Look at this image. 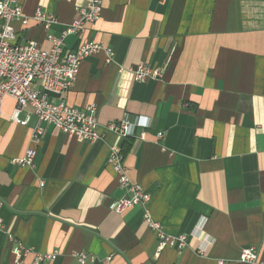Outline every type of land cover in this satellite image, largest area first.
I'll return each mask as SVG.
<instances>
[{
	"label": "crops",
	"instance_id": "obj_1",
	"mask_svg": "<svg viewBox=\"0 0 264 264\" xmlns=\"http://www.w3.org/2000/svg\"><path fill=\"white\" fill-rule=\"evenodd\" d=\"M90 1L20 5L28 18L53 15L57 36ZM13 26L18 44L48 47L41 24ZM89 41L102 49L81 62L64 100L97 109L100 140L79 143L40 125L34 167H23L17 161L38 121L31 113L26 126L11 122L15 102L4 100L0 264L14 262V249L30 251L26 264L52 253L49 264H81V254L84 264H246L240 253L251 246L264 264V0H102L99 20L67 36L63 50ZM141 64L159 67L162 77L135 82ZM125 119L146 126L128 138L106 130ZM111 147L149 195L146 207L112 212L130 194L107 163ZM146 210L167 236L184 235L185 249L160 247Z\"/></svg>",
	"mask_w": 264,
	"mask_h": 264
},
{
	"label": "built area",
	"instance_id": "obj_2",
	"mask_svg": "<svg viewBox=\"0 0 264 264\" xmlns=\"http://www.w3.org/2000/svg\"><path fill=\"white\" fill-rule=\"evenodd\" d=\"M21 6L20 0H0V119L3 117V103L7 97L15 102L9 117L11 122L26 126L31 113L36 117L38 126L33 131L31 146L26 150L24 157L17 161L23 167L33 168L37 146L44 134V129L40 125L54 126L56 130L79 143L92 145L101 138L98 130L97 109L91 106L83 110L72 108L67 105L64 96L75 83L81 62L102 47L90 41L80 44L74 52H65L63 47L67 36L76 33L79 35L85 31L87 25L90 26L99 20L102 13V0H91L84 7L75 8L77 18L57 36L50 32L51 26L57 22L53 15L38 10L28 18L23 15ZM30 21L42 25L46 33L47 48L33 41L17 43L14 23H20L21 26L26 27ZM105 51L107 61H110L111 51L108 49ZM162 74L159 67L143 64L138 65L133 71L135 82L159 80ZM51 96L58 98V101L51 100ZM23 112L25 115L21 118ZM144 124L139 121L132 123L125 119L119 123L107 125L106 130L128 138L135 135L136 128H144L146 126ZM156 138L161 140L163 133H157ZM140 139H145L143 132L140 133ZM108 150L107 163L117 177V184L119 188L130 194L129 198H122L115 202L111 208L112 212L124 214L131 207H146L149 195L140 185L131 183L126 176L121 149L111 147ZM43 186L44 183L40 181L39 187ZM143 216L149 229L155 232L160 241V247L176 248L178 251L185 249L187 238L184 235L167 236L161 225L151 219L148 210ZM29 252L27 249H14L15 260L12 264H26L22 260L29 255ZM258 256V249L251 246L241 251L239 260L246 264H260ZM55 259L56 253L36 254L30 264H49ZM78 261L84 264L85 255H79Z\"/></svg>",
	"mask_w": 264,
	"mask_h": 264
}]
</instances>
